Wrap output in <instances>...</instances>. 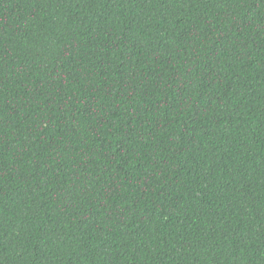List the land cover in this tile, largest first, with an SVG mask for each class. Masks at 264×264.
<instances>
[{"label": "trees", "instance_id": "obj_1", "mask_svg": "<svg viewBox=\"0 0 264 264\" xmlns=\"http://www.w3.org/2000/svg\"><path fill=\"white\" fill-rule=\"evenodd\" d=\"M0 264H264V0H0Z\"/></svg>", "mask_w": 264, "mask_h": 264}]
</instances>
